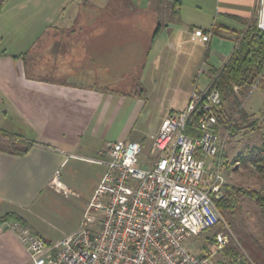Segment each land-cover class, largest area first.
<instances>
[{
  "label": "crops",
  "instance_id": "0c3cea01",
  "mask_svg": "<svg viewBox=\"0 0 264 264\" xmlns=\"http://www.w3.org/2000/svg\"><path fill=\"white\" fill-rule=\"evenodd\" d=\"M121 1L124 8L143 15L140 20L144 24L137 36L129 35V30L123 35L115 29V24L127 21L109 18L111 0H7L0 9V39L7 27L6 35L12 36L9 27L18 24L35 23L43 28L35 38L29 34L33 38L29 42L33 43L26 51L16 45L0 51V131L34 144L24 155L0 151V218L8 214L19 216L48 242L56 241L35 219L52 194H63L53 187L56 174L61 186L72 194L68 185L75 180L77 164L97 165L93 160L112 143L109 133L114 124L116 129L121 128L115 141H136L146 147L144 138L133 135V121L139 118L145 102L140 94H132L129 89L137 88V84L143 86L139 76L145 72L147 58L159 38L164 41L156 59L171 67L175 60L186 56L182 51L184 45L193 47L198 43L205 48L201 70L206 83L200 87L195 79L182 91L184 109L195 88H207L210 70L221 68L229 59L237 44V33L254 18L259 3L208 0L204 16L197 15L195 19L187 6L190 0ZM194 1L199 6L205 2ZM173 4H178L175 14L169 10ZM164 5L170 6L171 13L167 21L161 22ZM86 8L100 11L106 18L82 21L79 15ZM213 27L220 29L208 43L192 40L193 29L207 32ZM49 31L52 33L47 34ZM214 37L229 45L224 48L221 44L223 53L217 62L208 54ZM12 38L19 43L24 34ZM23 53L24 58L14 57ZM133 76L135 81H131ZM129 100L135 101L132 113L127 110ZM171 112L176 111H168L165 117ZM71 161L74 164L62 173ZM98 166L102 170L93 192L104 174V167ZM11 221L0 223V264H29L28 253L8 228Z\"/></svg>",
  "mask_w": 264,
  "mask_h": 264
},
{
  "label": "built area",
  "instance_id": "2783aa9c",
  "mask_svg": "<svg viewBox=\"0 0 264 264\" xmlns=\"http://www.w3.org/2000/svg\"><path fill=\"white\" fill-rule=\"evenodd\" d=\"M264 32V0L259 11ZM192 40L208 43L212 32L193 29ZM256 87V86H253ZM217 89L195 88L184 109L169 113L142 162L139 142L106 145L93 162L104 174L73 233L48 242L19 221L9 230L29 255V264H213L194 255L186 241L220 223L215 202L223 184V125ZM56 191H71L53 180ZM222 250L227 237L214 236Z\"/></svg>",
  "mask_w": 264,
  "mask_h": 264
},
{
  "label": "rangeland",
  "instance_id": "374dc122",
  "mask_svg": "<svg viewBox=\"0 0 264 264\" xmlns=\"http://www.w3.org/2000/svg\"><path fill=\"white\" fill-rule=\"evenodd\" d=\"M111 1L112 10H109V18L115 22L117 20L127 21L126 24H123L124 21L117 24L113 23L115 29L121 31L120 34L123 35L126 34L127 30H129V35L137 36L138 33L140 34L144 24L143 20H140L143 19V15L136 10L131 11L129 7L124 8L121 0ZM197 3L190 0L187 4L188 8L192 9H189V12L194 15L195 19L197 15L204 16L205 6H209L208 0H205L204 4L201 3L204 7L199 6ZM168 7L170 6L164 5L162 7L161 22L167 21L170 17L171 12L169 13ZM164 9L166 10L163 11ZM175 9L174 5L169 8L173 11ZM260 9L261 0H259L254 18L246 24V27L259 23ZM79 17L82 21L88 20L90 17L106 18L103 14H100V11H89L87 8L81 11ZM196 23L199 22L196 20ZM24 25L18 24L15 28L9 27L13 31L12 36L6 35L8 27L5 28L6 31L0 39V41L2 40L0 51L14 45L21 47L18 49L26 51L33 43L29 42L33 39L30 36L34 35L35 38L43 30L42 27H36L35 23ZM246 27L240 32H243ZM219 29L216 28L215 31ZM240 32L237 33V37L241 34ZM19 33L24 34V39L18 43V41H13L12 37L18 36ZM51 33L52 31H49L47 34ZM163 41L164 39L160 37L154 52L147 58L145 72H141L139 76L141 78L140 83L143 85L141 88L144 90V95L141 98L145 102V107L139 118L133 121V135L145 139L146 147L143 148L141 154L142 162L150 156L153 144L152 138L155 137L156 130L165 114L170 110L178 111L184 107L185 100L182 91L186 90L193 80L198 79L201 87L206 79L201 70L205 53V48L202 45L198 43H194L193 47L184 45L182 51L186 53V56L183 60H175L174 65L171 67L163 60L156 59L160 44ZM14 42L17 43L13 44ZM221 44L224 48L229 46L228 43L219 42L217 38H213L212 47H210L208 54L209 58L215 62L219 61L223 53L220 49ZM135 79L136 76H133L131 81H135ZM129 92L134 94L138 90L136 87H132ZM134 102V100L126 102L128 113L134 111ZM238 108L243 110L244 116L238 114ZM222 111L224 121L229 120V125H223L221 131L223 184L220 188L221 195L218 200L226 201L228 207L219 209L215 202L216 210L220 216V223L210 232L189 238L186 241V247L194 255L211 257L213 264H230L231 257L226 255L225 248L237 252L247 264H264V210L250 197L238 193L239 191L249 190L264 196V175L257 170L249 157L250 151L260 148L264 143V90L252 86L248 90L238 92V94L229 95L223 104ZM116 126L117 124H114L109 133V142L113 143L121 133V128L116 129ZM72 164H74L73 161L61 172L65 173ZM101 170L98 164H77L75 180L68 185L73 193L67 197L63 194H52L46 208L38 213L39 215L35 219L37 225L48 233L50 239L59 241L75 231L74 229L78 223L80 224L92 198L94 183L98 179ZM218 233H222L227 237V243L222 250H217L214 242L211 241V238Z\"/></svg>",
  "mask_w": 264,
  "mask_h": 264
},
{
  "label": "trees",
  "instance_id": "16d2710c",
  "mask_svg": "<svg viewBox=\"0 0 264 264\" xmlns=\"http://www.w3.org/2000/svg\"><path fill=\"white\" fill-rule=\"evenodd\" d=\"M7 0H0V9ZM175 10H171L172 14L177 13L178 4H173ZM109 13V12H108ZM110 14V13H109ZM216 28L211 29L212 34L216 33ZM234 33V32H233ZM237 37V44L233 49L229 59L219 69H211L208 78V89H217L221 99L222 107L229 95L238 94L243 90H248L252 86L259 87L264 90V32L259 30L257 24H252L246 27L243 32ZM26 53L15 58H24ZM137 94L142 97L144 90L137 85ZM238 114L244 116L242 109L238 108ZM219 121L222 125H229V120L224 121L222 109L218 114ZM34 144L25 141L17 136H10L0 131V151L12 155L26 154ZM249 157L252 164L259 172L264 175V143L260 148H255L249 152ZM244 196L253 199L264 210V196L254 191H239ZM219 209H226V201L217 200ZM19 221L25 225L23 219L14 214H8L0 218V223L6 221ZM211 241L215 243V238ZM226 247V246H225ZM226 255L231 257L230 264H240L242 258L237 252L232 249L225 248ZM244 261V260H243Z\"/></svg>",
  "mask_w": 264,
  "mask_h": 264
},
{
  "label": "water",
  "instance_id": "95a60500",
  "mask_svg": "<svg viewBox=\"0 0 264 264\" xmlns=\"http://www.w3.org/2000/svg\"><path fill=\"white\" fill-rule=\"evenodd\" d=\"M239 263L240 264H247L245 261H243V260H239Z\"/></svg>",
  "mask_w": 264,
  "mask_h": 264
}]
</instances>
